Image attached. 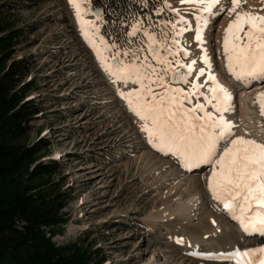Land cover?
<instances>
[{"label":"rangeland","instance_id":"obj_1","mask_svg":"<svg viewBox=\"0 0 264 264\" xmlns=\"http://www.w3.org/2000/svg\"><path fill=\"white\" fill-rule=\"evenodd\" d=\"M165 2L178 15L173 21L177 28L185 26L178 23L179 17L183 16L188 21L186 27L189 30L176 36L171 29L159 34L154 30L151 32L148 26L142 25L141 28L174 51L173 39L188 51L187 40L195 36L202 23L197 16L208 14L199 12L192 3H182V0ZM0 4L7 13L11 27L20 30L21 39L13 59L28 60L30 69L23 80V84L31 83L28 98L42 108L32 121L28 141L36 142L42 137L51 141L48 147L50 151L41 160L56 159L60 162L61 167L53 178L61 182V187L68 194L63 209L68 221L63 231L53 236V240L57 244L85 240L100 249L101 257L106 259L105 264H235L234 260L215 259L219 249L228 250L229 242L241 245L244 242L234 232V229H238L234 220L230 221L218 212L221 204L215 202L205 188L208 183L206 176L212 166L206 164L196 168V171L186 172L182 169L184 163L178 157L156 151L157 147H153L148 134L142 129L144 122L134 117L118 93L124 91L126 86L123 81H112L108 75L99 60L100 56L96 55L78 28L69 0H0ZM231 7V0H220L214 9L217 14L211 15L210 43L215 57L219 53L225 57L224 29L236 16L230 11ZM242 11L264 15V0H243L237 8V12ZM88 13L96 18L91 12V0ZM97 24L96 18L90 32L91 40H96L103 61L111 65L112 57L117 53L105 45L98 34ZM194 46L197 48L195 43ZM118 52L141 56L136 63H141L142 57L148 56L153 67H164L152 60L148 53L135 49ZM159 53L174 59L163 48L159 49ZM179 58L189 63V55L180 52ZM119 59L127 63L132 56L120 55ZM222 63L217 57L216 64L219 66ZM198 73L199 70L191 82L198 83ZM165 80L171 87L184 88L185 91L191 89L192 83L187 86L174 83L170 73ZM139 87V84L132 82L126 90L131 92ZM152 87L155 93L164 90L155 84ZM196 103L204 104L207 111H214L205 97L200 95L185 101V107L190 108ZM214 113L218 114L216 111ZM197 115L202 116L203 113L198 111ZM124 136H128L129 142L121 140ZM171 168L178 171V178H188L190 175L196 178L201 176L203 180L201 188L205 190V196L194 204V208L196 205L200 207L199 211L192 208L191 222L165 218L158 223L150 219L151 214L176 205L182 196L190 204L194 201L193 185L185 182L177 184L180 178L173 179L169 172ZM211 209L226 219V226L218 223L221 227L218 235L212 234L215 226L205 220ZM181 238L183 243L177 240ZM196 238H204L199 248L191 249V245L185 244ZM209 251L214 253L211 259L192 255V252L200 255ZM154 253H157L158 260L151 262Z\"/></svg>","mask_w":264,"mask_h":264},{"label":"snow or ice","instance_id":"obj_2","mask_svg":"<svg viewBox=\"0 0 264 264\" xmlns=\"http://www.w3.org/2000/svg\"><path fill=\"white\" fill-rule=\"evenodd\" d=\"M71 2L81 23L92 25L91 21L83 20L85 10L81 6L82 0ZM242 2L243 0H231L230 11L236 13V16L229 23L224 36L228 69L237 80L264 81V15L250 11L237 12ZM182 3H192L199 12L215 15L217 13L214 9L220 0H182ZM221 10L225 9L218 11ZM197 20L202 23L195 38L203 42V28L208 23V16L199 15ZM178 23L185 26L177 28L176 23L171 24L176 36L189 30L186 27L188 21L183 16L179 17ZM137 31L139 27L133 26L131 35H136ZM144 35L148 43L143 51L164 67H153L148 56H143L142 62L136 63L135 61L141 60V56L127 52L120 54L118 51L113 57L115 63L109 65L105 60V67L117 81L139 84L138 90L121 95L144 122L142 129L148 134L149 142L161 151L180 157L189 170L202 164L212 166L209 188L214 198L222 202L223 208L232 219L242 225L245 232L264 235V143L234 135L233 124L223 115L224 112L233 110L232 94L211 72L208 73V80L213 81L215 86L208 89L212 95L206 99L220 115L214 116L201 103L185 107V101H191L194 95H204L200 92L204 85L192 82L191 89L185 91L184 88L171 87L165 77L170 73L173 80L187 84L197 62L193 60L191 63H184L179 58L180 52L185 56L189 53L187 49L180 47L178 40L173 39L174 51L172 47L158 41L155 35L148 32ZM160 48L174 59L161 56ZM120 55H131L132 60L124 63L119 59ZM203 61L210 65L206 52ZM204 75L205 69L201 68L196 79ZM153 84L163 88V92L155 93ZM213 101L216 103L213 104ZM257 103L260 114L264 116V93L257 95ZM198 111L203 115H197ZM220 141L229 146L218 148ZM178 242L183 243V239ZM224 258L234 260L235 264H264V247L246 250L237 248L224 254Z\"/></svg>","mask_w":264,"mask_h":264},{"label":"trees","instance_id":"obj_3","mask_svg":"<svg viewBox=\"0 0 264 264\" xmlns=\"http://www.w3.org/2000/svg\"><path fill=\"white\" fill-rule=\"evenodd\" d=\"M91 1L103 9L98 31L113 53L135 49L147 54L141 26L160 34L170 31L176 20L165 0ZM133 26L139 27L134 36ZM19 31L8 23L0 4V264H105L100 249L85 240H53L68 221L63 212L68 194L53 178L60 162L41 160L51 141H28L32 121L42 108L28 98L31 83L23 84L28 60L13 59Z\"/></svg>","mask_w":264,"mask_h":264},{"label":"bare ground","instance_id":"obj_4","mask_svg":"<svg viewBox=\"0 0 264 264\" xmlns=\"http://www.w3.org/2000/svg\"><path fill=\"white\" fill-rule=\"evenodd\" d=\"M89 2H90V0H82L81 6L85 10L84 14H83V20L84 21H91L92 25L81 23V18L77 15L75 6L71 2V0H69V4L71 5V8L74 11L75 17L77 19L78 28L83 32L84 38L89 42V44L91 45V47L95 51L96 55L100 56L99 60H100V62L103 63V66L105 67V62L102 59L100 49L97 47V44L95 42L96 40L92 41L91 37H90V32L94 28L96 18L88 13ZM211 23H212L211 15H208V23L203 28V42L196 40V38H195L196 34H195V36L192 37V39L187 40L186 45L188 47V53H190L189 54V63H191V61H193V60H195L197 62L194 66V71H193L192 75L188 77L189 83H192L191 81H192L193 77L196 75V72H198L199 69L204 68L205 69V75L200 76L198 83L204 85V87H202L200 89V91L204 93L203 96L205 97V99H206V97H211L212 93L209 92L208 89L215 86L213 81L208 80V73L211 72L216 77V80L221 85L226 87L232 94L231 104L233 106V110L224 112L223 115H224L226 120L230 121L233 124L232 132L234 133V135L235 136H245V138L255 139L258 142L264 143V116H262L260 114V106L257 103V95L259 93H264V81H258V80L241 81V80H237L235 78V76L228 69V60H227L226 53H225L224 58L219 53V55L217 57L220 58V60H222L223 63L220 64L219 66L216 64V58L217 57H215L214 52H213L214 50L212 49V46L210 43L211 36H212ZM225 31L226 30L224 29V33H223L224 36H225ZM218 35L219 34L216 35L217 38H218ZM194 43L197 45V48L194 46ZM217 43H218L217 47L219 50L220 49L219 48L220 47L219 40L217 41ZM205 52H206V54L210 60V65L205 64L203 61V56L205 55ZM106 70L108 71V75L111 76L112 81H117L110 74V72L107 68H106ZM123 83L126 86L125 90L124 91L120 90L118 93H119L120 97L123 98V100L127 103L128 107L130 108L127 100L124 98V96L121 95V93H127L128 92L126 90L127 85L132 83V81H129V82L123 81ZM189 83L185 84V83L181 82L182 85H186V86ZM206 101H207V99H206ZM214 103H216V101H213V104ZM210 107L214 111H216L212 104H210ZM130 111L132 112V114L135 115L134 117L138 118L140 122H143L140 119V117L137 116L135 114V112L132 111L131 108H130ZM214 111L209 110L208 112H211V113H213L214 116L218 117L220 115V113L215 114ZM121 140L124 142H129L128 136L122 137ZM226 146H229V145H226L224 143V141H220L218 143V148H223ZM156 151L158 153L164 154V155L165 154H172V153H168L165 151H161L159 148H156ZM176 157H178V156H176ZM178 158L183 162V160L180 157H178ZM165 162H167V161H165ZM162 165H166V163H162ZM205 165L206 164H202L200 166H205ZM182 169L185 170L186 172H188V170H189L188 168H185V167H182ZM191 170L196 171V168H193ZM212 170H213V167H212L211 171L209 172L208 177L206 176L207 174L205 175L206 179L208 181L205 188L208 191V193L210 194V196L212 197V199H214L215 202H219L221 204V205H219L221 208L218 209V212L222 213V215H225L226 218H228V219H230V221H232L234 219H232L231 215L223 208L222 202L217 201L214 198V195L212 194L211 189L209 188V178L211 176ZM169 172L173 176V179H179L180 178V177L178 178V176H177L178 171L176 169L171 168L169 170ZM181 176H182V174H181ZM180 182H185L186 184L193 185V188L195 191L194 192L195 198H194L193 203L190 204L189 200L182 196V197H180V199H178L176 201V205H174V206L169 205L165 211L157 213V214H151V216H150L151 220H155L156 222L159 223V222H163V219L169 218V219H172L173 221L174 220L180 221V219H183V220H188L189 222H191L190 216H191V213L193 211L192 208H194L193 207L194 204L199 199L203 198V196H205V190L203 188H201V186L203 185V180H202L201 176H198V178H196L195 176L193 177V176L189 175L188 178H180V180L177 184H179ZM199 207H200V205H196L194 209H196V211H199ZM196 214H197V212H195V215ZM198 215H199V213H198ZM222 215L221 216H220V214L218 215L217 212L213 211L212 209L208 213V216L206 217L205 220L207 222H209L212 226H215V228H213L214 230H212V234L218 235L217 233L220 232V228H221L219 226V224L226 226V219L223 218ZM234 223L236 224L237 228H239V230L241 228L243 229L242 225L238 221L234 220ZM239 230L236 231L234 229V232H237L236 235L239 234L240 238L241 237L243 238L242 241L244 242V244L241 245L238 243L229 242L228 243V250H222V249L220 250L219 249V252L215 254V259H217L218 261L226 260V258H224V254L230 253L237 248H239L241 250H246V249L258 248V247H264V235L259 236L257 233H243V232H241V230L240 231ZM172 231H174V230H172ZM237 237H239V236H237ZM203 239L196 238V240H194L192 242H185V244L191 245L192 246L191 249L199 248L200 243L202 242ZM177 240L179 241L180 239H177ZM253 240H255V241H253ZM256 240H258V241H256ZM229 247H231V248L234 247V248L231 249ZM204 251H206V250H204ZM213 254L214 253L210 252V251L206 254H201V255H198L195 252L192 253V255H198V257H200V259L205 258V260L211 259L210 256H212ZM152 256L154 259H151V262L158 260L157 253H154ZM227 260H231V259H227Z\"/></svg>","mask_w":264,"mask_h":264},{"label":"water","instance_id":"obj_5","mask_svg":"<svg viewBox=\"0 0 264 264\" xmlns=\"http://www.w3.org/2000/svg\"><path fill=\"white\" fill-rule=\"evenodd\" d=\"M92 12L98 17V18H100V17H102L103 16V9L101 8V7H95V6H93L92 7ZM155 47V46H154ZM112 63L114 64L115 63V61L112 59ZM173 80V79H172ZM174 82H176V83H178V82H181V81H175V80H173Z\"/></svg>","mask_w":264,"mask_h":264}]
</instances>
